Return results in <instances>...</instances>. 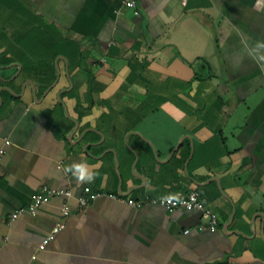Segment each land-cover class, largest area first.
Masks as SVG:
<instances>
[{
  "label": "crops",
  "instance_id": "obj_1",
  "mask_svg": "<svg viewBox=\"0 0 264 264\" xmlns=\"http://www.w3.org/2000/svg\"><path fill=\"white\" fill-rule=\"evenodd\" d=\"M256 3L136 0L134 15L121 0H0V264H264ZM43 186L72 197L39 249L65 199L10 214ZM85 188L97 195L79 207ZM190 191L214 228L148 201Z\"/></svg>",
  "mask_w": 264,
  "mask_h": 264
},
{
  "label": "built area",
  "instance_id": "obj_2",
  "mask_svg": "<svg viewBox=\"0 0 264 264\" xmlns=\"http://www.w3.org/2000/svg\"><path fill=\"white\" fill-rule=\"evenodd\" d=\"M121 3L125 8L131 9L134 15H138L136 0H121ZM5 143L8 144L9 141L5 140ZM96 195L97 194L93 193L88 188H85L84 194L76 198L79 207L87 206L89 200L93 199ZM168 196L169 195H160L158 197L149 198L148 201L163 207L167 212H172L173 210L176 209L195 210L197 212H200L201 216L207 220V225L209 226V228L212 229L217 225L218 222L217 214L204 205L198 192L190 191L180 196L183 200L182 204L167 203V202L162 204L161 199L167 198ZM53 197H62L65 199L60 208L61 218L54 224L50 232L45 236L42 243L38 246L39 249H43L45 243L48 240H50L58 231L64 228L63 219L66 216H68L70 213V208L67 203V200L72 197L71 190L64 188L56 189V188L43 186L34 192L31 201L27 205L17 208L10 214V219L17 218L19 215L23 213L31 216H35L37 214L38 207L42 204L48 203ZM120 200L132 206H139L141 204L140 201L134 200L132 198L120 197ZM198 229L201 230L202 226H198ZM185 232H188V230H185Z\"/></svg>",
  "mask_w": 264,
  "mask_h": 264
},
{
  "label": "clouds",
  "instance_id": "obj_3",
  "mask_svg": "<svg viewBox=\"0 0 264 264\" xmlns=\"http://www.w3.org/2000/svg\"><path fill=\"white\" fill-rule=\"evenodd\" d=\"M254 8L257 11L264 10L259 7V0L254 4ZM65 173H71L79 182L81 183H91L95 176L96 172L90 171L89 168L83 163H73L69 166H66L64 169ZM175 203L182 204L183 200L178 194H170L167 198H162L161 203Z\"/></svg>",
  "mask_w": 264,
  "mask_h": 264
}]
</instances>
